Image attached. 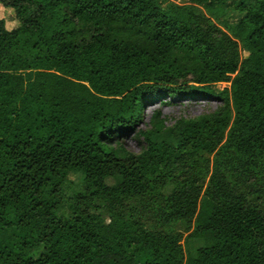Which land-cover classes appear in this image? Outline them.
<instances>
[{"label":"trees","instance_id":"trees-1","mask_svg":"<svg viewBox=\"0 0 264 264\" xmlns=\"http://www.w3.org/2000/svg\"><path fill=\"white\" fill-rule=\"evenodd\" d=\"M0 6V264H264V0Z\"/></svg>","mask_w":264,"mask_h":264},{"label":"rangeland","instance_id":"rangeland-1","mask_svg":"<svg viewBox=\"0 0 264 264\" xmlns=\"http://www.w3.org/2000/svg\"><path fill=\"white\" fill-rule=\"evenodd\" d=\"M177 3H186L188 0H172ZM0 17H5L6 22V28L11 30L19 26V23L15 17L14 10L11 8L4 9L2 6H0ZM232 15H228L229 18H231L233 21L236 20L241 16L236 10L232 11ZM227 16V17H228ZM242 56L245 57L247 55V52L243 51L241 52ZM229 83L222 82L218 83L217 87L219 89H223L224 87H228ZM170 98H166L165 100L167 103H160L151 101L144 105V116L141 119V122L138 126V129H143L146 127H149L150 121L152 119V116L155 114L156 111L161 112V117L165 121L166 125L173 124L177 119L180 117L185 118H194L198 115L204 114V113H210L214 110H216L220 106V101L215 99H205L202 97L199 98H175L171 102H169ZM123 144L126 148L129 150L138 152L141 148V142L139 139L133 137L132 135H128L124 138H122ZM108 183H112L111 181ZM78 187H81V185H78ZM183 243V242H182ZM201 245V242L199 240H189L188 241V247L190 250L195 249ZM187 248V247H186ZM42 249H38L34 252V256L37 257L41 253Z\"/></svg>","mask_w":264,"mask_h":264}]
</instances>
